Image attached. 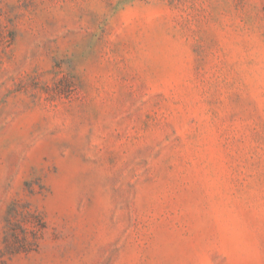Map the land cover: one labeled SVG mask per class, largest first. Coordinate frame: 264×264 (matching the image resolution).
<instances>
[{"label":"rangeland","instance_id":"374dc122","mask_svg":"<svg viewBox=\"0 0 264 264\" xmlns=\"http://www.w3.org/2000/svg\"><path fill=\"white\" fill-rule=\"evenodd\" d=\"M0 264H264V0H0Z\"/></svg>","mask_w":264,"mask_h":264}]
</instances>
